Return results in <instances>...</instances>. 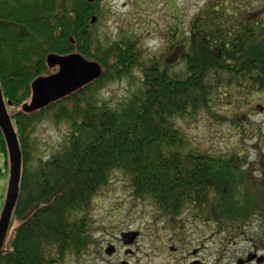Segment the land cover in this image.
<instances>
[{
    "label": "trees",
    "instance_id": "trees-1",
    "mask_svg": "<svg viewBox=\"0 0 264 264\" xmlns=\"http://www.w3.org/2000/svg\"><path fill=\"white\" fill-rule=\"evenodd\" d=\"M99 2L0 0V84L22 150L19 198L0 264H65L86 253L97 243L94 200L118 173L161 219L183 221L186 213L219 233H239L257 216L264 228V128L251 120L255 104L264 110V0H208L189 31H178L183 38L172 36L154 54L138 38L94 32L92 17H103ZM72 53L98 63L102 76L24 112L33 82L58 70L48 56ZM136 77L140 86L118 107L97 99L110 84ZM205 112L238 135L227 153L193 145L178 124ZM47 118L68 134L31 167V138ZM251 138L256 144L246 147ZM7 151L0 128V180L9 177Z\"/></svg>",
    "mask_w": 264,
    "mask_h": 264
},
{
    "label": "rangeland",
    "instance_id": "rangeland-1",
    "mask_svg": "<svg viewBox=\"0 0 264 264\" xmlns=\"http://www.w3.org/2000/svg\"><path fill=\"white\" fill-rule=\"evenodd\" d=\"M207 2L208 0H100L99 7L103 11V17L93 27V31L102 39L132 36L139 39L143 49L152 54L161 53L169 46L172 36L183 38V32L179 34L178 31H189L191 20ZM139 86L137 77L131 82L113 83L98 92L97 99L116 108L136 92ZM260 107L255 104V114L251 120L262 124L264 128V110L259 109ZM178 124L190 137L193 145L215 153H227L238 139L229 124L214 121L206 112L201 113L199 118L195 116L179 120ZM250 130L254 132L255 128ZM67 134L66 126L55 123L51 118L38 124L31 138L34 157L31 167H34L35 158L46 161L56 152ZM244 141L246 147L256 144V138ZM250 157L255 160L256 153L251 152ZM0 165L3 166L1 158ZM8 184L9 177L0 180V202L3 204ZM182 217L185 223L172 225L166 230V219H161L150 204L135 199L129 179L123 173H118L113 178L110 189L94 200L92 218L94 240L97 243L88 253H103L108 242H117L121 234L128 231L140 233L139 243L133 248L141 258H145L140 264H147L146 258L149 259L148 264H166V240L171 238L174 243H178V239L184 235L203 245L205 254L212 253L213 264H237V260L253 248H264V228L257 216L239 233L235 229L219 233L215 224L208 226L186 213ZM125 251L127 249H121L120 253ZM260 252L264 253L262 250ZM88 253L73 257L68 260V264H86L83 256ZM87 264L94 263L91 261Z\"/></svg>",
    "mask_w": 264,
    "mask_h": 264
},
{
    "label": "water",
    "instance_id": "water-1",
    "mask_svg": "<svg viewBox=\"0 0 264 264\" xmlns=\"http://www.w3.org/2000/svg\"><path fill=\"white\" fill-rule=\"evenodd\" d=\"M96 0H87L94 3ZM97 23V17L91 19V25ZM74 43L73 39H71ZM51 69L58 68L57 72L47 77H40L32 84V98L30 103L23 105V111L33 113L47 108L88 84L98 80L103 73L102 67L93 61L86 60L78 53L66 56L49 55L47 58ZM8 106H12L8 102ZM0 128L7 142L9 160V184L3 211L0 216V254L3 251L12 219V214L19 198L22 177V150L12 119L7 110L2 89L0 86Z\"/></svg>",
    "mask_w": 264,
    "mask_h": 264
},
{
    "label": "flooded vegetation",
    "instance_id": "flooded-vegetation-1",
    "mask_svg": "<svg viewBox=\"0 0 264 264\" xmlns=\"http://www.w3.org/2000/svg\"><path fill=\"white\" fill-rule=\"evenodd\" d=\"M183 223H185L184 220L170 222L166 219V230L172 225L178 226ZM139 234V232L132 231L122 233L117 242L107 243L103 253L89 254L88 251L92 247L90 246L87 251L88 254H84L83 256L85 262L88 263L93 261L94 264H140L145 258H141L139 254L133 250L139 243ZM178 241V243H174V240L171 238L166 240V264H213L214 257H212V253L205 254L202 249L203 245H200L198 241L188 238L187 235L180 237ZM255 245H257V243ZM258 247L253 248L247 255L241 256V258L237 260V264H264V253L261 254L260 252L261 250L264 252V248L259 249ZM121 249H127V251L120 253ZM77 256L79 255H73V257ZM73 257L70 256L68 260L73 259ZM146 259L149 263V259ZM65 264H68V261H66ZM215 264H217V262H215Z\"/></svg>",
    "mask_w": 264,
    "mask_h": 264
},
{
    "label": "bare ground",
    "instance_id": "bare-ground-1",
    "mask_svg": "<svg viewBox=\"0 0 264 264\" xmlns=\"http://www.w3.org/2000/svg\"><path fill=\"white\" fill-rule=\"evenodd\" d=\"M87 60V59H86ZM89 61V60H88ZM0 86H1V84H0ZM1 89H2V87H1ZM11 117V116H10Z\"/></svg>",
    "mask_w": 264,
    "mask_h": 264
}]
</instances>
